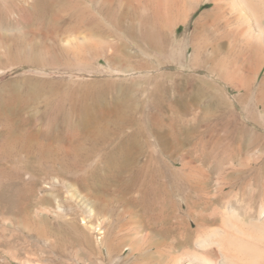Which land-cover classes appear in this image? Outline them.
I'll return each instance as SVG.
<instances>
[{
    "label": "rangeland",
    "instance_id": "obj_1",
    "mask_svg": "<svg viewBox=\"0 0 264 264\" xmlns=\"http://www.w3.org/2000/svg\"><path fill=\"white\" fill-rule=\"evenodd\" d=\"M174 2L79 0L0 26V264H160L229 206H264V97L235 102L245 42L210 32L192 67L204 3L153 50Z\"/></svg>",
    "mask_w": 264,
    "mask_h": 264
},
{
    "label": "bare ground",
    "instance_id": "obj_2",
    "mask_svg": "<svg viewBox=\"0 0 264 264\" xmlns=\"http://www.w3.org/2000/svg\"><path fill=\"white\" fill-rule=\"evenodd\" d=\"M72 1L77 3L79 0H0V26L7 24L11 19L10 16L15 12L22 14L25 19L28 18L33 23H50L54 18L55 9L70 5ZM204 3L213 4V8L205 11L202 16L205 19L210 18V23L214 27H211L209 22L203 23L201 32L197 35L192 34L194 38L190 39L189 49L186 48L181 54L186 57L190 50L192 67H200L206 60L205 53L202 54V51L207 47L205 39L210 32L220 33L225 28L229 38L243 40L246 46L244 52L249 58L250 66L247 67V73L241 74L237 79L235 85L244 94L236 97L235 102L251 113L248 106L260 107L264 97V76L259 87L256 86L259 69L264 67L262 53L264 51V0H175L172 7L177 14L174 16V13L172 17L170 13V18L166 17L165 25L162 22L160 26H149L144 39L150 48L166 55L173 42L172 40L171 45H168L170 37H168L166 26L171 23L167 24L168 19L175 18L172 20L173 28L179 23H187L190 11ZM211 46L215 52L219 50L218 44ZM169 55L180 64L182 59L180 56L176 57L168 53ZM164 61L160 63L162 62L163 65L166 62L169 63ZM210 70L213 71V68ZM260 89H263V93L258 91ZM254 92L256 102L251 99ZM11 178L14 180V174ZM220 217L222 220L220 228L213 227L195 240L191 237L187 238L184 243L181 242L178 246L172 247L160 264H264V206L258 213L252 212L246 216L241 215L236 207L229 206L228 212ZM217 220L218 217L208 215L202 221H198L197 225L211 226Z\"/></svg>",
    "mask_w": 264,
    "mask_h": 264
}]
</instances>
